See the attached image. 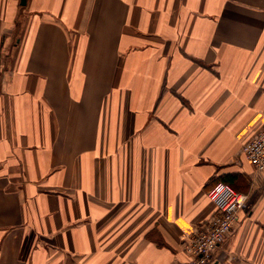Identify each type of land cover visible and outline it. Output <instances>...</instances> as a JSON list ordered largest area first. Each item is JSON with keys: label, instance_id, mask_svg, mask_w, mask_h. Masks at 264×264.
<instances>
[{"label": "crops", "instance_id": "1", "mask_svg": "<svg viewBox=\"0 0 264 264\" xmlns=\"http://www.w3.org/2000/svg\"><path fill=\"white\" fill-rule=\"evenodd\" d=\"M264 0H0V264H264Z\"/></svg>", "mask_w": 264, "mask_h": 264}, {"label": "built area", "instance_id": "2", "mask_svg": "<svg viewBox=\"0 0 264 264\" xmlns=\"http://www.w3.org/2000/svg\"><path fill=\"white\" fill-rule=\"evenodd\" d=\"M242 153L255 171L264 172V125L246 141ZM207 197L215 207V214L196 228L184 245L188 256L186 264H208L249 202V195L222 181L214 183Z\"/></svg>", "mask_w": 264, "mask_h": 264}, {"label": "water", "instance_id": "3", "mask_svg": "<svg viewBox=\"0 0 264 264\" xmlns=\"http://www.w3.org/2000/svg\"><path fill=\"white\" fill-rule=\"evenodd\" d=\"M25 3H26V0H21L22 5H25Z\"/></svg>", "mask_w": 264, "mask_h": 264}]
</instances>
